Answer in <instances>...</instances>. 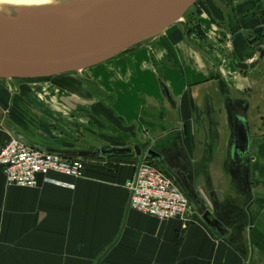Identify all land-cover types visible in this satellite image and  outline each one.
<instances>
[{
  "label": "crops",
  "instance_id": "crops-1",
  "mask_svg": "<svg viewBox=\"0 0 264 264\" xmlns=\"http://www.w3.org/2000/svg\"><path fill=\"white\" fill-rule=\"evenodd\" d=\"M216 1L212 0L216 9L207 4L206 12H211L215 25L222 22L227 31L234 32L230 48L243 59L249 53L244 35L251 28L264 25V19L241 17L251 11L252 2L236 4L229 10L228 0L222 3L225 9ZM200 21L203 36L210 38L214 29L209 27L206 31L202 16ZM186 26H173L137 50L82 72L84 79L93 82L106 96L114 97L111 110L102 105L95 107L92 98L83 94L88 92L77 89L65 91V97L73 100L64 98V105H51V110L40 106L44 105L43 99L38 100L36 107H30L27 95L19 93L17 106L0 104V111L7 113L14 125L35 142L61 149L89 143V134L99 135L96 127L102 134L110 133L106 132V137L99 135L97 140L118 148L134 144L146 147L178 128L184 150L198 167L202 149L188 124V86L193 87L197 100H218L224 94L223 78L239 92L252 84L228 61L229 46L221 42L225 39L221 29L211 32L215 39L210 40L211 49L198 42L208 58L183 41ZM161 84L168 88L177 107L162 95ZM93 111L103 120L100 124L91 119L89 113ZM75 120L78 122L72 124ZM223 136V149L217 158L204 161L208 162V167L204 164L205 171L210 172L219 200L232 183L231 174L223 166L228 162L230 168L231 156L227 162L223 159L226 151L229 153L231 133ZM10 137L0 126V148ZM258 149L262 151L264 146ZM259 155L250 160V181L252 176L264 181V152ZM137 161L90 160L82 178L50 174L48 178L58 184L39 177L36 188L8 186L0 168V264H264V185L251 187L255 198L252 210L260 215L253 217L250 234H237L235 239L241 241V250L218 238L190 212L183 221H160L129 210L126 184ZM203 176H199V191L211 207L206 186L202 185Z\"/></svg>",
  "mask_w": 264,
  "mask_h": 264
},
{
  "label": "water",
  "instance_id": "water-1",
  "mask_svg": "<svg viewBox=\"0 0 264 264\" xmlns=\"http://www.w3.org/2000/svg\"><path fill=\"white\" fill-rule=\"evenodd\" d=\"M199 1L55 0L31 7L0 5V81L81 76L83 71L137 50L173 26H184L185 18ZM259 53V59L263 60L264 52L259 49ZM232 63L233 68L243 73L253 70L258 61L246 65L233 57ZM160 88L162 95L172 102L168 88L163 84ZM227 122L231 133L228 141L231 180L236 187L229 186L219 200L210 172L205 171L203 180L211 203L208 207L199 191L201 178L197 176L196 164L184 150L178 128L146 147L142 144L111 147L92 139V143L61 149L50 143L35 142L14 125L7 113L0 111V126L12 138L41 153L101 160L146 159L159 165L188 199L189 212L199 217L218 238L239 249L241 241L235 239L237 234L248 235L253 228L250 216L245 221L242 219V214L246 215L252 205L250 137L244 117L230 113ZM204 164L208 167V162ZM234 202L241 203V208Z\"/></svg>",
  "mask_w": 264,
  "mask_h": 264
},
{
  "label": "flooded vegetation",
  "instance_id": "flooded-vegetation-1",
  "mask_svg": "<svg viewBox=\"0 0 264 264\" xmlns=\"http://www.w3.org/2000/svg\"><path fill=\"white\" fill-rule=\"evenodd\" d=\"M251 3L253 4L251 11H247L245 14H242L241 17L249 18L253 16L254 18L264 19V0H228V9H233L236 4L243 3ZM244 3V4H245ZM196 14L193 15V19H191L190 24L183 29V41L190 47L192 50H195L203 55H206L209 58L207 52L201 47L199 41H201L204 36L202 32V26L200 17H198L197 21H195ZM218 27H220L223 37L227 39V59L230 62L232 68L233 66V57L236 60L243 64H253L258 61V64L255 66L253 70L240 73L238 70L234 68V70L240 74V76L247 78L248 81L255 86V88L249 87L243 92H239L236 87L230 85L223 78L221 83L224 87V94L219 96L218 100L214 98L203 97L200 100H197L193 95V87L189 85L187 88L188 102L190 107V120L188 122L189 126L193 130L196 137L199 138L198 144L201 146L202 153L200 156L201 164L197 167V174L201 176L205 172L204 161L208 160L212 162L213 159L217 158L219 152L223 149L222 144L224 141L223 133H228V137L230 136V130L228 126V118L232 114H237L241 117H244L248 121V131L250 137V152L251 159L254 160L255 157L259 155V153H263L264 150L258 149L259 146H264V59L260 60L259 49L264 52V25L256 26L247 31V34L244 35L248 56L246 55L243 59H241L236 51H232L230 45L232 43L233 31H227L224 28V23H217ZM240 27V26H239ZM222 34H220L221 36ZM253 74V75H252ZM85 82L88 85H93L89 79H85ZM72 86V85H68ZM95 86V85H94ZM76 87H74L75 89ZM97 90V89H96ZM97 92L102 96V100H106V102H110L109 105L103 103L102 106L107 109H112V102L114 100L113 96H106L102 90H97ZM174 103V104H173ZM171 102V106L177 107L175 102ZM105 104V105H104ZM107 105V106H106ZM100 139V136L89 134V139ZM229 153L226 151L224 161L227 162L229 160ZM260 156V155H259ZM89 160H100V158H86ZM116 159V158H110ZM104 160H109L104 159ZM264 163V162H263ZM225 164V165H224ZM225 172L227 174H231V169L229 168V163H224ZM253 171V166L251 167ZM197 175V176H198ZM200 178V177H199ZM251 187L256 185H264V181L255 180L253 176L251 177ZM232 184V185H231ZM230 186L235 188L234 182H232ZM205 187V183H202ZM247 199V198H246ZM255 198H252L251 207L246 210V215L242 214V219L245 221L248 216L253 219V217H258L260 215L259 212H254L252 207L255 203ZM241 203L243 201H240ZM238 202H234V205L237 208H241L242 204ZM242 213V212H240ZM253 227V224H252Z\"/></svg>",
  "mask_w": 264,
  "mask_h": 264
},
{
  "label": "built area",
  "instance_id": "built-area-1",
  "mask_svg": "<svg viewBox=\"0 0 264 264\" xmlns=\"http://www.w3.org/2000/svg\"><path fill=\"white\" fill-rule=\"evenodd\" d=\"M89 159L64 158L31 149L10 137L0 148V168L8 186L36 188L50 174L80 179ZM128 209L160 221L185 220L190 203L170 176L146 159L137 161L126 184Z\"/></svg>",
  "mask_w": 264,
  "mask_h": 264
},
{
  "label": "rangeland",
  "instance_id": "rangeland-1",
  "mask_svg": "<svg viewBox=\"0 0 264 264\" xmlns=\"http://www.w3.org/2000/svg\"><path fill=\"white\" fill-rule=\"evenodd\" d=\"M9 2H11L10 0H0V4H8ZM44 2V1H43ZM224 0H217L216 4H218V6H221L222 9H225V5L222 4L224 3ZM210 5L211 9L215 10L216 6L212 4V0H200L197 5L188 13L187 17L185 18L186 24L189 25L190 23H188V20H191V18L193 19V15H197L195 18V21H197L198 17L202 16L203 19V25L205 26V30L207 31V29L213 28L214 31L211 30V32H215L216 29H220V27H217L213 22V16H211V12L207 13L206 10L209 9L208 5ZM215 19V18H214ZM209 28V29H210ZM211 32L209 33L210 38L209 37H204L201 42L206 45V47L208 49H211V44H210V40H215L214 38L211 37ZM222 43H227L226 38L223 39V41H221ZM223 45V44H222ZM84 72V71H83ZM253 75V74H252ZM83 76V73L81 74V76L76 75V74H72V75H64V76H59V77H55V78H49V79H43V80H29V81H15V82H10V81H0V104L2 105H9V106H17L18 105V98L19 96L17 94L21 93L23 96L27 95L28 98V103H30V107H36L38 100H42L43 99V104L44 105H40V106H46L47 108L52 106H55L57 104V106H62L63 101L65 100L64 98H69L65 97L66 96V92H70L69 90H77V89H81L82 91H87L88 95L86 93H83L87 96V99L90 100V98H92V100L94 101L95 107H99L103 104V102H105L104 100H102V96L97 92V90H99V88L92 82V86L88 85L85 82V79ZM68 85H72V86H68ZM95 85V86H94ZM253 86V84H252ZM74 87H76L74 89ZM253 88H255V86H253ZM97 89V90H96ZM66 91V92H65ZM7 97H6V96ZM70 99V98H69ZM73 100V99H70ZM9 102V103H8ZM50 102V103H48ZM78 101H75V104ZM4 103V104H3ZM35 103V104H33ZM66 104V103H65ZM78 104V103H77ZM107 105L110 104V102H106ZM45 107V108H46ZM94 107V108H95ZM50 109V108H49ZM51 110V109H50ZM76 112H78V110L76 109ZM91 119H95V122L98 124H100L101 120L100 117H98V113L97 111H93V113H89ZM98 115V116H97ZM46 119V118H45ZM48 119V118H47ZM78 121L75 120L72 122L73 123H77ZM92 126H95L94 124H91ZM103 125V124H101ZM90 129V128H89ZM96 132L101 135L106 137V132L105 133H101L103 131H101L98 127L95 128ZM101 131V132H100ZM109 133V132H107ZM115 133V132H112ZM110 135V133H109ZM109 138H117V136H108ZM202 191H200L201 193ZM203 194V193H201Z\"/></svg>",
  "mask_w": 264,
  "mask_h": 264
},
{
  "label": "bare ground",
  "instance_id": "bare-ground-1",
  "mask_svg": "<svg viewBox=\"0 0 264 264\" xmlns=\"http://www.w3.org/2000/svg\"><path fill=\"white\" fill-rule=\"evenodd\" d=\"M8 4L5 5H11V6H41V5H47L52 3L55 0H10ZM44 1V2H43ZM3 5V4H0Z\"/></svg>",
  "mask_w": 264,
  "mask_h": 264
},
{
  "label": "trees",
  "instance_id": "trees-1",
  "mask_svg": "<svg viewBox=\"0 0 264 264\" xmlns=\"http://www.w3.org/2000/svg\"><path fill=\"white\" fill-rule=\"evenodd\" d=\"M192 19V18H191ZM191 20H188V23H190ZM187 25V24H186Z\"/></svg>",
  "mask_w": 264,
  "mask_h": 264
}]
</instances>
